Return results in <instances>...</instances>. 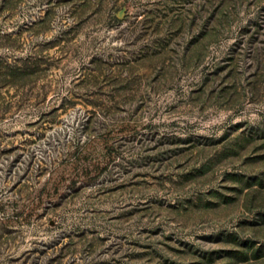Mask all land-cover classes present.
Wrapping results in <instances>:
<instances>
[{"label":"rangeland","instance_id":"1","mask_svg":"<svg viewBox=\"0 0 264 264\" xmlns=\"http://www.w3.org/2000/svg\"><path fill=\"white\" fill-rule=\"evenodd\" d=\"M0 264H264V0H0Z\"/></svg>","mask_w":264,"mask_h":264}]
</instances>
